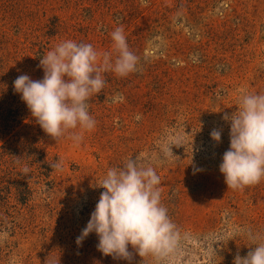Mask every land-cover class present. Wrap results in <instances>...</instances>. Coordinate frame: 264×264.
<instances>
[{
	"label": "rangeland",
	"instance_id": "obj_1",
	"mask_svg": "<svg viewBox=\"0 0 264 264\" xmlns=\"http://www.w3.org/2000/svg\"><path fill=\"white\" fill-rule=\"evenodd\" d=\"M117 27L137 71L105 73L89 101L95 128L79 144L67 134L56 142L15 79H42L41 57L64 40L115 57ZM246 92L264 94V0H0V264H156L131 246L130 261L103 255L95 233L76 242L104 191L98 184L130 157L155 169L161 203L187 236L167 264L246 256L255 247L247 229L264 237V178L232 189L219 170L230 146L224 116ZM58 160L62 170L51 167Z\"/></svg>",
	"mask_w": 264,
	"mask_h": 264
},
{
	"label": "clouds",
	"instance_id": "obj_2",
	"mask_svg": "<svg viewBox=\"0 0 264 264\" xmlns=\"http://www.w3.org/2000/svg\"><path fill=\"white\" fill-rule=\"evenodd\" d=\"M111 39L115 57L91 43L64 40L41 57L42 79L33 80L27 74L15 79V92L56 142L67 134L79 144L83 133L95 128L89 101L104 89L105 73L125 77L137 71L139 57L130 50L124 29L117 27ZM224 119L230 121V146L223 153L219 170L227 187L240 189L260 183L264 178V94H242L237 110ZM210 136L221 141L219 130ZM172 145L162 148L165 157L173 155ZM138 160L130 157L123 166L107 171L98 184L104 191L76 242L81 244L95 233L97 249L105 256L130 261L131 246L143 259L151 256L156 264H167L187 236L181 234L161 203V180L155 169L141 167ZM51 167L62 170L63 162L58 160ZM23 172L28 174L29 168ZM246 234L255 247L246 256L237 255L234 264H264V237L251 229ZM218 241L223 242L216 238Z\"/></svg>",
	"mask_w": 264,
	"mask_h": 264
}]
</instances>
